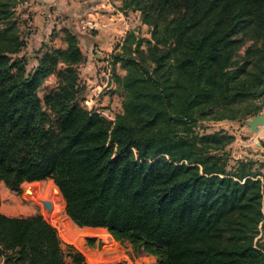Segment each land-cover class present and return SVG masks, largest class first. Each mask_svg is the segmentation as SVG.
Instances as JSON below:
<instances>
[{
    "label": "trees",
    "instance_id": "16d2710c",
    "mask_svg": "<svg viewBox=\"0 0 264 264\" xmlns=\"http://www.w3.org/2000/svg\"><path fill=\"white\" fill-rule=\"evenodd\" d=\"M27 1L0 0V182L20 194L52 180L75 225L104 229L156 264H264L259 172L251 161L226 170L232 135L195 131L215 108L212 120L233 121L240 106L264 105V0H121L150 40L142 50L127 35L112 56L125 72L114 75L124 91L114 121L82 106L86 57L73 32L64 30V48L42 45L28 69L14 13ZM51 76L56 86L42 99ZM0 258L66 264L39 215L0 213Z\"/></svg>",
    "mask_w": 264,
    "mask_h": 264
},
{
    "label": "rangeland",
    "instance_id": "374dc122",
    "mask_svg": "<svg viewBox=\"0 0 264 264\" xmlns=\"http://www.w3.org/2000/svg\"><path fill=\"white\" fill-rule=\"evenodd\" d=\"M112 7L114 9L111 13L122 15V18H120L122 25H118L119 27H117L116 30L109 32V39L101 48L98 45L88 48V45H86L87 40L84 38V35H90L91 33L86 31V29L89 30L88 28H85V30L80 29V21L75 23L74 26H71H77L80 29L79 31L85 33L82 35L73 33L77 36L79 47L82 48L83 54L86 57L85 63L78 68L81 86L80 100L82 106L89 111H97L109 121H114L115 117L122 113V101L124 96L123 89L118 87L114 82V75L124 76L125 72L119 65L113 66L112 56L122 53L121 47L127 35H133V37L137 39L136 41H143L141 46L142 50L146 48L144 42L150 40V28L141 22V16L138 11L123 9L121 0H114ZM14 13L15 17L23 23L22 31L26 41V47L22 50L20 57H25L29 69L34 64V57L42 54L45 50L41 49L40 46L37 47L40 42L33 37L34 27L25 9L22 8V5L17 6ZM86 23L94 27V23L91 21H85L82 24L85 26ZM64 30L70 31L69 28H59L52 32V36L50 37H52L53 41H51V44L42 43V45L48 49L62 48L65 38ZM34 41H38L35 46L33 44ZM36 47L39 50H35ZM96 51L101 54H97ZM92 55H95V57ZM55 86L56 77L51 76L47 78L38 92L39 97L43 99L46 93L55 88ZM260 103L261 101H254L251 104L248 102V105L244 104L240 106L239 114L241 115L233 121L212 120L213 115L220 111L215 108L213 109L214 113L208 118L198 120L195 131L199 135L212 134L219 131H225L232 135L234 141L224 149L226 170L230 171L236 168L237 162L251 161V171L259 172V179L264 191V136H262V140L260 138L256 139V134L262 129L260 128L258 133H251L250 129L245 124L257 115H264V105L261 106ZM257 108H260V111L255 115ZM28 185L30 186L26 189L22 187L20 194H15L11 192L3 182H0V213L9 218L41 216L56 230L66 257V264H75L69 257L70 252L82 256L83 261L79 264H113L122 260L121 256L112 257L114 254H125L134 264V259H138V257L142 256L139 255L130 244L115 242L104 229L89 230L88 228H80L75 225L66 215L64 201L52 180ZM55 189L58 191V196H56L55 201H52L47 191L53 190L55 192ZM28 190L33 192L32 197L27 195ZM5 193H8V195L14 199V203L12 199L3 202L2 195ZM41 201H49L52 203V210L50 213L44 211ZM15 202L18 207L24 209V212L11 214L7 211L8 208H13L15 206ZM75 235H77L76 238H74ZM105 237L111 242L108 243ZM89 239L94 241L93 246H89ZM262 243H264V239ZM0 264H3L1 258ZM120 264L124 263L121 262Z\"/></svg>",
    "mask_w": 264,
    "mask_h": 264
},
{
    "label": "crops",
    "instance_id": "0c3cea01",
    "mask_svg": "<svg viewBox=\"0 0 264 264\" xmlns=\"http://www.w3.org/2000/svg\"><path fill=\"white\" fill-rule=\"evenodd\" d=\"M112 4H114V0H29L22 5V8L25 9L34 27V39L40 42L37 47H41L42 43L51 44V41H53L52 37H50L52 32L62 27L69 28L70 31L72 29V32L76 35L77 33L80 35L85 34L79 31L80 29L85 30L82 23L91 21L94 23V27L89 29L90 31L86 29L87 32L91 33L90 35H84L87 40L86 45H88V48L95 45L101 48L107 43L109 32L116 30L117 27L122 25L120 22L122 15L111 13L114 9ZM79 21L81 23L80 29L77 26L71 27ZM37 42H33L34 46ZM37 47L35 50H39ZM64 47L65 44L62 48ZM80 50L83 53L81 47ZM96 53L101 54L97 51ZM92 56L95 57V55ZM261 129L256 134V139L260 138L262 140L264 127ZM114 256H121L122 260L113 264H120L121 262L133 264L125 254H114L112 257ZM134 264H156V259L152 256H140L138 259H134Z\"/></svg>",
    "mask_w": 264,
    "mask_h": 264
},
{
    "label": "water",
    "instance_id": "95a60500",
    "mask_svg": "<svg viewBox=\"0 0 264 264\" xmlns=\"http://www.w3.org/2000/svg\"><path fill=\"white\" fill-rule=\"evenodd\" d=\"M250 129L251 133H258L259 129L264 127V115H257L251 121L245 123ZM45 212L50 213L52 210V203L49 201H41Z\"/></svg>",
    "mask_w": 264,
    "mask_h": 264
},
{
    "label": "bare ground",
    "instance_id": "6f19581e",
    "mask_svg": "<svg viewBox=\"0 0 264 264\" xmlns=\"http://www.w3.org/2000/svg\"><path fill=\"white\" fill-rule=\"evenodd\" d=\"M8 193H9V192H8ZM8 193H5L4 195H2V196H3V197H2V198H3V202L12 199V202L14 203V199H13L12 197H10V196L8 195ZM47 193H48V196L50 197V199H51L52 201H55V200H56V196H58V195H57V194H58V191H57L56 189H55V192H54L53 190H51V191H47ZM27 195H28L29 197H32V196H33V192L30 191V190H28V191H27ZM7 211H8L9 213H11V214H13V213L16 214V213L24 212V209L18 207V205H17L16 202H15V206H14L13 208H8ZM76 236H77V235H75L74 238H76ZM105 239L107 240L108 243L111 242L110 240H108L107 237H105Z\"/></svg>",
    "mask_w": 264,
    "mask_h": 264
},
{
    "label": "built area",
    "instance_id": "2783aa9c",
    "mask_svg": "<svg viewBox=\"0 0 264 264\" xmlns=\"http://www.w3.org/2000/svg\"><path fill=\"white\" fill-rule=\"evenodd\" d=\"M84 28L93 29V26H91L90 24L86 23V25L84 26Z\"/></svg>",
    "mask_w": 264,
    "mask_h": 264
}]
</instances>
